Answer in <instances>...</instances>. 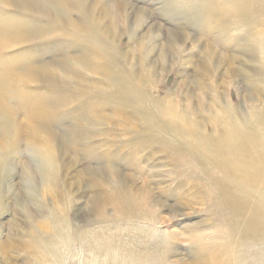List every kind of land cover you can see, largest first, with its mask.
Here are the masks:
<instances>
[{"label": "rangeland", "instance_id": "rangeland-1", "mask_svg": "<svg viewBox=\"0 0 264 264\" xmlns=\"http://www.w3.org/2000/svg\"><path fill=\"white\" fill-rule=\"evenodd\" d=\"M26 1L25 3H28ZM34 1L39 0H29L32 5H36L37 2ZM44 1L43 5L39 3V8L52 9L51 3L56 2ZM59 1L64 15L68 13L66 18L79 23L75 22L78 25L76 30L68 28L56 18L31 12L26 8L24 0H0V83L4 84L0 92L7 94L6 102L17 108L20 114L17 119L22 120L20 124L23 128L20 133L21 160L10 158L9 164L0 171V264H35L31 261L30 250L27 248L32 246L35 236L39 237V241L41 238H47L43 235L45 229H42V223H46L51 229L54 228V233L57 234H54L53 240L59 245L63 262L67 264H95L92 251L75 238L78 232L101 231L106 228L108 233L114 234L118 226L122 233L120 236L118 234V243L125 246L129 243L137 255H165L166 264H221L217 260L223 257H218L220 251L217 246L191 241L198 233L209 234V228L213 225V216L208 212V205L212 200L209 192L203 189L204 177L198 173L194 174L191 169L178 170L182 165L179 161L189 160L186 152L183 153L184 157L181 156V160L173 155L175 149H181L179 138L162 128L166 119L159 115V119L156 117V121L161 125L159 132L146 133L147 115L143 111L152 110L150 115L155 117L152 98L164 102L171 98L179 102L182 109L187 99L193 96L197 98L199 95L206 101L210 100L209 94L208 97L207 94L203 95L194 86L196 67L209 62L205 53L206 46L198 44V47H193L188 42H175L186 34L196 43L206 41L217 50L229 49V55L236 56L237 59L230 62L231 72L237 74L230 88L232 107L240 117H248L249 106L259 105L258 97L254 98L252 90L246 86L250 77L246 76L247 73L243 74V69H248L252 64L240 49L230 47L232 41L244 35V30L236 27V24L241 23L235 18L227 27L224 25L225 30L232 27L223 34L220 33L222 37L217 29L213 32L207 29L208 15L210 12L219 11V3L225 4L224 11L221 9L224 14L222 20L227 22L232 20V13L235 10L238 12L241 4H248L251 0H97L98 7L90 9L92 15L85 13L83 9L86 0ZM88 1L96 3V0ZM47 2L51 6L46 5ZM233 3L234 6L231 5ZM103 5H110L115 16L113 19L109 16L103 19L104 29L111 24L115 25L110 26L111 34L105 33L111 42L102 39L104 32H99L98 29L101 24L97 15ZM139 8H143V12H139ZM233 10L234 12H231ZM92 17L93 23L90 22ZM81 23L84 28H80ZM30 24L38 27L30 30ZM247 25L246 30L264 32V14L251 23L246 22ZM2 27L5 29L3 33ZM88 28H91L92 34ZM15 29L20 32L12 33ZM95 31L96 34L93 35ZM8 32L11 33L7 34ZM251 39L252 37H246L247 42L255 40ZM254 46L256 45L252 47ZM111 47L114 48L112 51ZM180 47L185 49L184 53L179 50ZM186 56L189 58V64L184 66ZM171 57L177 64H173ZM18 62L20 63L16 64ZM26 64L30 67L38 66L52 74L57 85H50L43 78L40 79L41 83H32L24 77L19 79V72L27 66ZM159 65H163L161 69ZM253 66H250V69L253 70L258 65L253 63ZM14 67H17V70ZM133 72L140 76L139 80L142 78L140 82L144 83L143 80L147 79L145 88H141L132 79ZM149 72L152 74L149 75ZM124 75H130V83L133 87V84L139 86L146 99L138 100L137 95L133 98L130 93L131 84L125 82ZM120 92L130 94L131 100H122ZM219 92H222V88ZM31 100L33 103L36 100V111L31 115L36 118L40 115L42 118L41 121L38 118L33 121L48 126L54 133L52 147L59 168L55 189L47 188L44 184L38 172L37 162L30 149L26 148L27 145L31 146L30 143L41 145V137L37 136L36 139L34 135L31 138V125L25 121L26 111L28 112L26 105L31 104ZM195 105L197 106V102H194V108ZM207 107L206 104L201 105L198 111V120L201 123L207 120L203 111ZM128 116L132 120L128 119ZM207 123L202 124L205 130L208 129ZM155 136L160 137L156 142L147 139ZM161 142L166 146L163 147ZM133 156H136L134 161ZM178 186L181 188H177ZM126 200L131 207L128 209L132 219H128L129 216L123 210ZM96 206L100 207L98 212ZM145 210L151 212L156 225L150 223L148 227L141 219V213ZM172 232L176 234V238L169 236ZM25 243L27 248L24 250Z\"/></svg>", "mask_w": 264, "mask_h": 264}, {"label": "bare ground", "instance_id": "bare-ground-1", "mask_svg": "<svg viewBox=\"0 0 264 264\" xmlns=\"http://www.w3.org/2000/svg\"><path fill=\"white\" fill-rule=\"evenodd\" d=\"M39 1H34V3H36V2L37 3H36V5H32L33 1L31 2V0H30V2L32 3L31 4L29 2V0L26 1L28 3H25V0H24V4L28 10H30L31 12H34L37 15L42 14V15L49 17V18H51V17H53L54 19L56 18L57 20L66 24L68 28H72L73 30H76L78 28V25L75 24V22L77 23L76 20L73 22V21L69 20V18H66V17H68L67 16L68 13L67 14L65 13L66 16L64 15V11L62 10V7L58 4L60 2L59 0L58 1L55 0L56 2H52V3L50 2L51 0L50 1L47 0L52 4V9H49L48 7L47 8L43 7L44 9L39 8L38 6H39L40 2L42 3V5H43V2L45 3L44 0H41L40 2ZM11 2H12V0H11ZM15 2L17 3V1H15ZM109 2H110V0H109ZM47 4H48V2L46 3V5ZM72 4L74 5V3H72ZM223 4L222 5H220V3H219V5L216 4L219 7V11L209 13V15H208L209 25H208L207 30L213 32L214 30L216 31V29H217L219 31V34L220 33L223 34L228 29L227 28L225 30V28H223L224 25H226L225 27H227V25L230 23V21H233L235 18H236L235 20H237V21L239 20V22L241 24H236V27L238 29L242 28L244 30V35H241V36H239V38L232 41V43L230 44V47L235 48V49L236 48L240 49L241 52L244 53L245 57L248 56V60H249L248 62H250V64H252L250 66H253V63L258 65L253 70L250 69V66L248 67V69H246V67H245L243 69V74L247 73L248 75H246V76L250 77L247 79V82L245 80L246 86L252 90L254 98L258 97L257 102H259V105H261V106H259V105L249 106L250 112L248 114V117H246V116L240 117L237 114L236 110H234L232 107V101H231V96H230V88L233 85L234 76L237 75V74H234L231 72L230 67L232 64L230 62L233 59H235L236 56L229 55V53H228L229 49L225 50L224 46H223L224 50H222V51L217 50L216 47H213L212 45L206 43V41L204 43L202 41H197V43H196V41H194V39L192 37L185 34L184 37H181L179 40L176 39L177 41L175 40V42L182 41V44L188 42L189 45L192 44L193 47H198V44H201V46L205 44V46H206L205 53L207 54V60H209V62H208L209 64L204 63L201 66L199 65L200 67H196V69H197L196 70L197 71L196 76L197 77L194 80V86L196 87V89L198 91L200 90L199 92H202L203 95L207 94L206 96L208 97V94H209L210 100L206 101V100L202 99L201 97H199V95H197V96L195 95L197 98H195L194 96L192 98L191 97L192 95H191L190 96L191 99H187V101L183 104L184 108L182 109V108H180V104H178L179 102L177 103L176 101L172 100L171 98L168 99L167 102L166 101L165 102L159 101V99L156 100L155 98H152L151 103L153 105V108L155 110L154 112L156 113V115H155V117H153V115H150L151 114L150 112L152 110L150 112L143 111V113L145 115H147L146 116L147 126L145 125L147 128L146 133H152V131L159 132V130L161 129V125H159L158 121H156V117L159 119V116H161L164 119H166V122H165V124L162 125V128H165V130H167V131L169 130L171 133L176 135L179 138V141L181 144L180 145L181 149H175V153L173 155L176 156L177 159L181 160V156H183V153L186 152L188 157H189L188 161H186V160L185 161L181 160L182 162L179 161V163H181L182 165H180L178 170L182 171V170H186V169H191V170H193L194 174L198 173L204 177V187L205 188L203 187V189H206V191L209 192L210 198L212 200V202H210L208 205L209 206L208 212L210 213L211 216H213V218H212L213 225L210 227L211 229L209 228V230H210L209 234L198 233L199 236H197L198 235L197 234L195 237H192L191 241L192 242L200 241V243L210 244V245L214 244L215 246H217L218 250L220 251L218 253L219 254L218 257H223L220 260H217L221 264H264V32H258L257 30H255V31L251 30L250 31V29L246 30L248 28V25L246 26V22L251 23L258 16L264 14V0H251L250 3H248V4L247 3L241 4L242 7L241 8L238 7V12H237V10H235V12H234V10L231 11V12H234V13H232L234 17L232 16L231 17L232 20H229L227 22H224V20H222L224 18V14L222 13L221 9H223V11H224L223 6L225 5V4L224 5ZM234 4L235 3H233L231 5L234 6ZM48 5H50V4H48ZM97 5H98L97 0H96V3H91L90 1L86 0V5L84 6L83 9H84L85 13L87 12L89 15H92L90 9L92 7H96ZM110 5L112 6V4H110ZM110 5H103L101 7V9L99 10L98 15H97L98 19H99L98 22H100V24H101V26H100L101 28H98L99 32H102V31L104 32L105 36L102 39L105 38L108 42H111L110 41L111 39L108 40L105 33L111 34L112 28L110 26H115V25L111 24L110 26H108L107 28L104 29L103 19L105 17H108V16L111 17V19L115 18L114 14H112L113 9L111 11L112 7ZM63 8H65V7H63ZM16 9H18V8H16ZM2 10H3V8H2ZM64 10L66 11V9H64ZM129 10H131V9H129ZM137 10L139 12H143V8L142 9L139 8ZM61 11L63 12V15H62ZM54 13H55V15H54ZM56 13H59V14L56 15ZM227 13H229V11ZM42 18H44V17H42ZM116 18H117V16H116ZM91 19H92V21H90V22L93 23L94 17H92ZM42 20H44V19H42ZM47 21H49V19ZM30 22H32V21H30ZM80 22H82V21H80ZM77 24H79V23H77ZM81 24L79 25L80 28L83 27V24L82 25ZM62 26H63V24H62ZM28 27L26 29L27 31L29 29ZM33 27H36V25L35 26L31 25L30 30H34ZM39 27H41V26H39ZM93 27H91V28H93ZM3 28L4 27L1 28L2 33H3V30H5ZM6 29H8V28H6ZM96 29L97 28H95V30ZM210 29H213V30H210ZM85 30L87 31V28H85ZM16 31L20 32V30H17V29H15L14 31H11V32L16 33ZM96 31L93 35L96 34ZM11 32H8L7 34H9ZM22 32L25 33V30L22 29ZM89 32H91V34H92L91 30ZM89 32H87V33H89ZM93 32H94V30H93ZM259 33H261L262 35H260ZM4 34H6V33H4ZM42 34H43V32H42ZM222 34H220L221 37H222ZM41 36H43V35H41ZM97 37L99 38V36H97ZM246 37H249V38L252 37V39H255V40H253V41L248 40V42H247ZM226 38H227V36H226ZM253 45H256V46L252 47ZM101 49H102V47H101ZM103 49H105V48H103ZM113 49L114 48L111 47V51ZM149 50H150V48H149ZM179 50L182 53L185 52L184 51L185 49L182 50L181 47ZM246 53H248V54H246ZM190 54H192V53H190ZM144 55H145V53H144ZM188 56H186L184 58V63H185L184 66L189 64ZM193 57H194V55H193ZM92 59H93V57H92ZM171 59H172V57H171ZM77 60H78V58H77ZM82 60H83V58H82ZM172 60H173L172 61L173 64H177L174 61L175 59H172ZM153 61H155V59ZM153 61H152V63H153ZM12 63H14V62H12ZM19 63L20 62H18L16 64H19ZM28 64H26L27 66L24 67L22 69V71L19 72L20 76H21L19 79H22L24 77L27 81H30L32 83H36V82L39 83L40 79L43 78V80L46 81V83L48 82V84L55 86L56 83H55L53 77L51 76L52 74L47 73V71L40 69L36 65H35L36 67H30V66H28ZM23 66H25V65H23ZM23 66H21V67H23ZM149 66H151V65H149ZM159 66L161 69V66H163V65H159ZM167 66H168V64H167ZM4 67H5V65H4ZM42 67H43V65H42ZM149 68H147V69H149ZM15 69H13V70L15 71ZM120 71H121V67H120ZM151 72H149V75L152 74ZM121 73H123V72H121ZM185 75H186V73H185ZM129 76L124 75V77L126 79L125 82L130 85L131 79ZM146 76L148 77V75H146ZM139 77L140 76L137 75L136 72H133V78L132 79H134L135 82H137L141 88H145L146 87L145 81L147 79L143 80L144 83H142V82H140V80L142 78L139 80ZM160 77H162V76H160ZM204 79H205V81H204ZM239 79H241V78H239ZM152 80H153V78H152ZM3 85H4L3 83H0V91L4 88V87H2ZM133 85L135 87H133L132 84L130 85V89H131L130 93H132L133 98H136L135 95H137L139 97L138 100L146 99L145 98L146 96L144 93H142L141 88L139 86H137L136 84H133ZM235 85H237V83ZM243 85H245V84L243 83ZM127 88H129V86H127ZM220 88H222L221 93L219 92ZM147 89H148V87H147ZM57 94H58V92H57ZM6 95H3L0 92V171L2 169H4L7 164H9L10 158L12 159V157L13 158L15 157V158H20V160H21L20 155L22 154L21 142H20V133L23 129L21 124H20L22 122V120L20 119V121H18L17 117L20 114L16 110L17 108H15V106L6 102V98L8 96V95L7 96ZM120 95H121L122 100H126V101L131 100L130 94H128L126 92H120ZM167 98H169V97H167ZM250 98H251V96H250ZM35 101L36 100H34V103H35ZM26 102H28V101H26ZM31 102H32V100H31ZM145 102H146V100H145ZM194 102H195V104L197 102V106L195 105L196 106L195 108H194ZM34 103L32 102L31 104L28 103V105H26V106H28L27 107L28 112L26 111V115H25L26 120L25 121H26V123L28 122L29 125H31L30 126L31 127V135H32L31 138H33L34 135H36L35 136L36 139H37V136H40L41 137V141H40L41 145L35 146L33 143H30L29 145H31V146L27 145L26 148L30 149L32 156L34 157L35 161L37 162L38 172H39V175L42 177L44 184L47 186V188H51V189L54 188L55 189L54 184H55V181H56L57 176H58L59 168H58V163H57V159H56V154H55V151L52 147V146H54V144L52 143L54 133L50 128H48V126H45L42 123H41V125L38 123L39 124L38 125L33 121V119L37 120V118L39 119V121H41L40 119H42L41 117H39L40 115L37 118L31 115V113H34L36 111ZM182 103H183V101H182ZM38 104H40V103H38ZM205 104L208 105V107L204 108V110H203L205 115L207 116V120L203 123L208 122L207 123L208 129H206V130L202 126L203 123H201L198 120V114L200 113L198 111L201 108V105H205ZM242 105H243V103H242ZM23 107L24 106H21V108H23ZM24 109H25V107H24ZM50 113L51 112H49V114ZM121 114H123V113H121ZM123 115H125V113ZM125 116H122V117H125ZM136 117H138V116H136ZM46 118L47 117H45V120H46ZM49 119L51 121V115H50ZM128 119H130L129 116H128ZM130 120H132V119H130ZM126 121H127V119H126ZM56 132H57V130H56ZM73 135H71V136H73ZM43 136H45V137H43ZM66 137H68V136H66ZM72 139H73V137H72ZM147 139L150 140L151 142H156L160 139V137L155 136V137H152L150 139L149 138H147ZM163 142H161V145L163 147H165L166 145ZM182 147L184 149H182ZM167 148H169V147H167ZM62 150H63V148H62ZM65 155H67V153ZM60 158H62V157H60ZM135 159H136V156H133V161ZM177 188H181V187L178 186ZM136 193H137V191H136ZM122 197H123V195H122ZM140 197H142V196H140ZM172 197L174 198L173 195H172ZM147 198H148V196H147ZM175 199H178V198H175ZM102 200H103V198H102ZM107 201H109V200H107ZM129 201H130V199H129ZM99 202H101V201H99ZM151 203H153V202H151ZM123 205H124L123 206L124 212H126L127 215L129 216L128 219H132V216H131L132 214L130 212V209H128V208H131L129 202L126 200L123 203ZM98 208H100V207L96 206L97 212L100 210ZM140 208H141V206H140ZM144 213L143 214L141 213V216H142L141 219H143L144 222L146 224H148V227H150L151 224L156 225L157 222L155 223V220L150 215L151 212L149 210L148 211L145 210ZM136 218H138V217H136ZM118 219L121 220L120 218H118ZM163 219H164V217H163ZM139 220H140V218H139ZM128 224H130V223H128ZM135 225H134V228H135ZM143 226H140V227H143ZM41 227H42V229H45V232L43 235H46L47 238L44 237L43 240H41L42 239L41 238L39 241V237L35 236V239H33L32 246L27 248L26 243L24 245V250H25V248H27L28 251L30 250L29 251L30 252L29 257H31V261L34 262L35 264H67L66 262H63V257H62V254L60 252L59 245L56 244L57 242L56 241L54 242V240H53V238L55 237L54 234L56 233V232L54 233V228L53 229L49 228L46 223H44V224L42 223ZM105 229L106 228H102L101 231L85 230V231L78 232V234L75 235V238L77 240L83 242L85 244V246H87L92 251L93 261L95 262V264H166L165 263V260H166L165 255L158 256L159 255L158 254L157 256L156 255L147 256V254H141L144 252H141L140 253L141 255H137L133 251V246H131L129 243L127 246L122 245L121 243H118L119 242L118 241V238H119L118 234L120 236V233H121L119 226L116 229V232L114 234L108 233L107 229L106 230ZM121 229H122V227H121ZM150 230H151V228H150ZM127 235H129V232ZM169 236L171 238L177 237L176 234H174L173 232ZM155 240H152V241H155ZM171 240H173V239H171ZM132 241H133V238H132ZM135 241H136V239H135ZM143 242L144 241H142V245H143ZM139 246H141V245H139ZM145 247H147V245ZM151 248H149V249H151ZM163 251H165V250H163ZM155 252H156V250H155ZM149 255H150V253H149ZM102 256H104L102 259L99 258ZM97 258H99V259H97ZM89 262H90V259H89ZM70 264H72V263H70Z\"/></svg>", "mask_w": 264, "mask_h": 264}]
</instances>
